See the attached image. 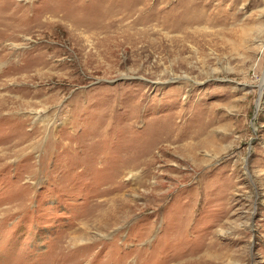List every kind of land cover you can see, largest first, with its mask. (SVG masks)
Returning a JSON list of instances; mask_svg holds the SVG:
<instances>
[{"label":"rangeland","instance_id":"obj_1","mask_svg":"<svg viewBox=\"0 0 264 264\" xmlns=\"http://www.w3.org/2000/svg\"><path fill=\"white\" fill-rule=\"evenodd\" d=\"M0 264H264V0H0Z\"/></svg>","mask_w":264,"mask_h":264},{"label":"bare ground","instance_id":"obj_2","mask_svg":"<svg viewBox=\"0 0 264 264\" xmlns=\"http://www.w3.org/2000/svg\"><path fill=\"white\" fill-rule=\"evenodd\" d=\"M261 100H262V96H261V98H260V100H259V103L261 102Z\"/></svg>","mask_w":264,"mask_h":264}]
</instances>
